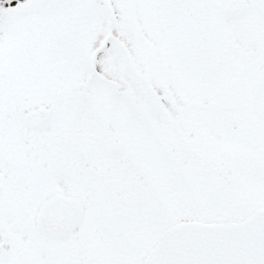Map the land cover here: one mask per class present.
Segmentation results:
<instances>
[{
	"label": "snow or ice",
	"instance_id": "obj_1",
	"mask_svg": "<svg viewBox=\"0 0 264 264\" xmlns=\"http://www.w3.org/2000/svg\"><path fill=\"white\" fill-rule=\"evenodd\" d=\"M0 264H264V0H0Z\"/></svg>",
	"mask_w": 264,
	"mask_h": 264
}]
</instances>
